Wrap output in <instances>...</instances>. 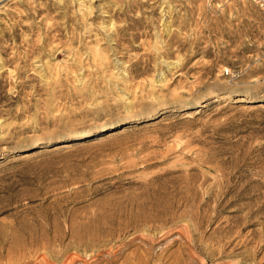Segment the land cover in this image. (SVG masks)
Here are the masks:
<instances>
[{
  "label": "rangeland",
  "instance_id": "rangeland-1",
  "mask_svg": "<svg viewBox=\"0 0 264 264\" xmlns=\"http://www.w3.org/2000/svg\"><path fill=\"white\" fill-rule=\"evenodd\" d=\"M0 264H264L257 0H0Z\"/></svg>",
  "mask_w": 264,
  "mask_h": 264
},
{
  "label": "bare ground",
  "instance_id": "bare-ground-1",
  "mask_svg": "<svg viewBox=\"0 0 264 264\" xmlns=\"http://www.w3.org/2000/svg\"><path fill=\"white\" fill-rule=\"evenodd\" d=\"M160 212H161V211H160ZM162 212H163V211H162ZM146 213H147V212H146ZM167 213H168V212H167ZM147 214H148V213H147ZM147 214H146V215H147ZM150 214H151V213H150ZM160 214H161V213H160ZM147 219H148V218H147ZM165 219H166V218H165ZM144 220H146V219H144ZM154 220H155V219H154ZM140 221H141V220H140ZM161 221H162V220H161ZM165 222H166V221H165ZM147 224H148V223H147ZM160 226H161V225H160ZM125 228H126V227H125ZM72 229H73V228H72ZM75 231H76V230H75ZM80 234H81V233H80ZM71 235H72V238L75 239L74 237H75L76 235H75V233H74V230L71 231ZM78 236H79V235H78ZM76 237H77V236H76ZM80 237H82V236H79V239H82V238H80ZM77 239H78V238H77ZM58 240H59V239H58ZM80 242H82V241H80ZM54 243H56V242H54ZM58 243H59V242H58ZM58 243H57V244H58ZM74 243H75V242H74ZM71 244H72V243H71ZM80 244H81V243H80ZM69 245H70V244H69ZM79 247H81V246H79ZM145 259H146V258H145ZM143 261H144V260H143ZM145 261H146V260H145ZM145 261H144V262H145ZM148 262H149V261H148Z\"/></svg>",
  "mask_w": 264,
  "mask_h": 264
},
{
  "label": "built area",
  "instance_id": "built-area-1",
  "mask_svg": "<svg viewBox=\"0 0 264 264\" xmlns=\"http://www.w3.org/2000/svg\"><path fill=\"white\" fill-rule=\"evenodd\" d=\"M259 6L264 10V0H257Z\"/></svg>",
  "mask_w": 264,
  "mask_h": 264
}]
</instances>
